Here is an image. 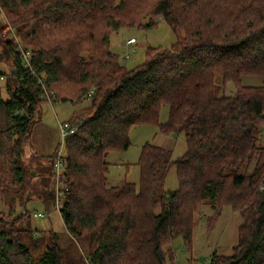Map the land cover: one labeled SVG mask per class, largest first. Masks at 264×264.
Masks as SVG:
<instances>
[{
	"label": "trees",
	"instance_id": "16d2710c",
	"mask_svg": "<svg viewBox=\"0 0 264 264\" xmlns=\"http://www.w3.org/2000/svg\"><path fill=\"white\" fill-rule=\"evenodd\" d=\"M0 9L10 25L4 31L0 23V62L8 64L0 70V264H61L63 255L53 232L34 258L36 242H23L34 231L20 222L29 212L16 213L29 199L22 157L43 101L32 72L45 77L54 102L89 100L67 119L85 118L65 141L60 210L66 230L87 239L88 264H175L168 246L181 237L190 247L204 201L214 220L225 205L241 217L231 252H213L204 264H264V81L242 82L264 78V0H0ZM154 16L175 41L148 46L143 62L127 69L110 50V34L151 28ZM227 83L233 92H224ZM140 124L164 135L182 131L185 152L172 159L169 148L146 142L138 187L109 185L107 153L126 150L130 128ZM171 166L178 186L166 191ZM46 188L36 197L48 209Z\"/></svg>",
	"mask_w": 264,
	"mask_h": 264
},
{
	"label": "rangeland",
	"instance_id": "374dc122",
	"mask_svg": "<svg viewBox=\"0 0 264 264\" xmlns=\"http://www.w3.org/2000/svg\"><path fill=\"white\" fill-rule=\"evenodd\" d=\"M153 21L156 24L151 28L121 27L110 34V50L117 55L118 61L127 69H132L143 62L148 46L170 47L175 41L174 33L159 16H154ZM0 23L3 24L4 31L10 26L6 22L4 11L1 9ZM5 37H8V35H5ZM129 37L135 38V43L131 45L135 51L131 53L129 58L124 59L122 58L124 52L123 42ZM7 65L6 62L1 61L0 70L6 71ZM263 81V77L249 76V78H244L243 84L259 85ZM215 82L221 84V77L216 76ZM224 90L227 93L233 92L234 85L227 83ZM88 103L89 100L78 104L56 101L55 104L51 105L46 101L41 102L39 107L40 117L32 126L24 145L22 157V164L31 175L28 178L31 189L25 191L26 193L24 194L29 199L27 202L17 204V215L23 213L24 210L26 212L45 211L44 202L38 200L36 194H40L44 186L48 190H53L54 187L51 163L54 160V152L60 144L58 121L67 120L73 109L77 111L80 107L88 105ZM35 116L37 117V113H35ZM168 117L169 107L168 105H162L159 110V122H166ZM128 140L129 146L126 150L111 151L106 155V161L109 164L106 177L109 185L130 182L138 187L140 178L138 160L142 146L146 142L169 148L172 159L181 156L186 149L185 137L182 131L164 135L159 132L156 125L151 124H140L131 127L128 132ZM260 143H264V141L261 140ZM40 171H43L44 175H38ZM177 186L176 170L174 166H171L165 177L164 189L169 191L177 188ZM43 198L44 196H41V199ZM3 209L0 203V210ZM214 214L215 212L208 202L204 201L198 205L194 216L190 247L184 244L181 237L174 238L172 244L168 246L172 250L175 264H204L209 261L213 252L223 255L231 252L232 246L237 240L238 226L241 222L240 214L234 212L227 205L221 208L220 214L216 216L215 220L213 219ZM20 222L24 227L34 231V234L31 235L32 239L28 235H25L23 239L26 244H30L32 241L36 242L32 249L34 258L40 256L49 240V235L55 232L63 249L61 264H88L85 256L88 244L87 239L72 236L66 230L58 211H53L49 217L44 218L23 215Z\"/></svg>",
	"mask_w": 264,
	"mask_h": 264
},
{
	"label": "built area",
	"instance_id": "2783aa9c",
	"mask_svg": "<svg viewBox=\"0 0 264 264\" xmlns=\"http://www.w3.org/2000/svg\"><path fill=\"white\" fill-rule=\"evenodd\" d=\"M135 43L134 37H129L123 42L124 46V52L122 55V58L127 59L130 57L131 53L135 51L131 45ZM30 51L29 50H23L22 51V59L25 66L30 65ZM33 76L36 78L37 84L41 87L40 92V98L43 101L48 102L49 104H53V99L51 98V95L53 92L47 89L46 87V79L43 75H37L36 73L32 72ZM93 92V89H90L85 97H90L91 93ZM56 102H54L55 104ZM85 119H80L79 121H69V120H62L58 121V131L60 135V144L56 148L54 152V160L52 161V172H53V178H54V187H53V197L50 202V205L48 210L45 209V211H31L29 212V215L35 218L39 217H49L50 214L53 211H58L60 213V210L63 208L65 201H66V193L68 191V186L65 182V170L67 166V159L65 154V141L66 139L75 134L79 125L84 121ZM25 213V210L23 211Z\"/></svg>",
	"mask_w": 264,
	"mask_h": 264
},
{
	"label": "crops",
	"instance_id": "0c3cea01",
	"mask_svg": "<svg viewBox=\"0 0 264 264\" xmlns=\"http://www.w3.org/2000/svg\"><path fill=\"white\" fill-rule=\"evenodd\" d=\"M244 78H249V76H244L243 78H242V82H243V80H244ZM75 109H73L72 111H74ZM71 111V112H72Z\"/></svg>",
	"mask_w": 264,
	"mask_h": 264
}]
</instances>
